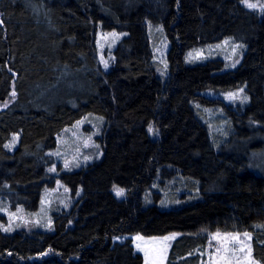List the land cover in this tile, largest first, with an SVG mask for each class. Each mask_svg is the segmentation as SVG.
I'll use <instances>...</instances> for the list:
<instances>
[{
  "label": "trees",
  "instance_id": "obj_1",
  "mask_svg": "<svg viewBox=\"0 0 264 264\" xmlns=\"http://www.w3.org/2000/svg\"><path fill=\"white\" fill-rule=\"evenodd\" d=\"M148 23L167 41L166 76ZM98 31L124 33L107 69ZM223 38L242 47L236 67L186 63L188 50ZM238 89L242 102L223 98ZM216 103L220 133L202 120ZM0 104V196L31 211L58 177L73 200L53 214V231L5 232L0 214V264H143L130 236L168 233L178 235L167 264H196L190 255L211 231L250 233L264 264V7L0 0ZM86 114L103 118L100 158L50 178L56 137ZM169 196L182 202L167 206Z\"/></svg>",
  "mask_w": 264,
  "mask_h": 264
},
{
  "label": "rangeland",
  "instance_id": "obj_2",
  "mask_svg": "<svg viewBox=\"0 0 264 264\" xmlns=\"http://www.w3.org/2000/svg\"><path fill=\"white\" fill-rule=\"evenodd\" d=\"M251 10L260 11L264 7V0H249L255 4ZM158 29V30H156ZM148 38L152 47L155 63L161 72H168L166 50L168 47L164 33L160 28H153L150 23L147 26ZM124 33L116 31H98L95 36V56L102 68H106L112 59V50ZM242 47L231 38H223L220 41L206 43L195 48H191L185 53L186 63L192 65L203 63L210 59H221L222 70L233 69L242 59ZM108 68V67H107ZM106 68V69H107ZM161 74V73H160ZM240 89L226 92L223 98L235 103L242 102L243 96ZM212 96V95H211ZM213 96H215L213 94ZM0 106H4L0 104ZM208 109H217L213 113L203 110L202 120L210 126V130L217 133L224 131L221 119L224 110L218 103L213 104ZM222 108V109H221ZM224 111V112H223ZM223 113V114H221ZM103 118L95 114H86L73 125L64 128L60 135L56 137V147L49 151L54 163L47 169L50 170L52 178L62 172L74 171L88 166L101 156V145L97 138L102 134ZM19 136L13 134L8 142V147L12 151L17 144ZM52 186H45L41 194L40 204L37 209L26 210L22 204L17 208H10V200L0 196V214H4L6 221L2 224L3 231L15 232L18 230L33 231H53V214L62 208L69 209L72 204V196L60 179L53 178ZM114 191L117 193V189ZM169 196L167 206L178 205L182 201ZM188 200V199H187ZM4 205V206H3ZM247 232H220L211 231L207 234V241L203 247L195 249L190 256H197L196 264H260L252 256L250 238L245 236ZM250 234V233H247ZM177 233H168L158 236L131 235L132 243L137 252L143 257V264H167L169 248ZM238 237V239H233ZM167 238V239H166Z\"/></svg>",
  "mask_w": 264,
  "mask_h": 264
},
{
  "label": "snow or ice",
  "instance_id": "obj_3",
  "mask_svg": "<svg viewBox=\"0 0 264 264\" xmlns=\"http://www.w3.org/2000/svg\"><path fill=\"white\" fill-rule=\"evenodd\" d=\"M242 2L243 3H245V5L247 6V7H250V8H255L256 7V5L255 4H251V3H249V0H242ZM107 66V65H106ZM13 95H15V93H13ZM246 99V98H245ZM122 189H117V193L118 194H122ZM245 236H248L249 238H250V234H245ZM167 239V238H166ZM233 239L235 240V239H238V237H233Z\"/></svg>",
  "mask_w": 264,
  "mask_h": 264
}]
</instances>
